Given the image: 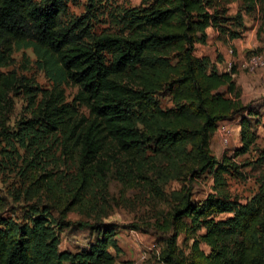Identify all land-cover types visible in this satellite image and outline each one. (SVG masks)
Instances as JSON below:
<instances>
[{
	"label": "trees",
	"instance_id": "trees-1",
	"mask_svg": "<svg viewBox=\"0 0 264 264\" xmlns=\"http://www.w3.org/2000/svg\"><path fill=\"white\" fill-rule=\"evenodd\" d=\"M74 1L0 0V136L14 96L23 93L32 105L35 94L30 78L1 68L13 64L15 51L31 49L51 88L41 91L30 116L16 125L32 140L31 132L42 130L39 139L29 143L34 146L44 134L59 135L62 150L76 157L83 177L92 167L107 165L100 158L103 153L111 151L112 158L118 159V154L134 162L131 158L146 150L170 161L187 145L197 170L205 171L216 164L210 139L220 122L241 117V139L249 137V118L243 115L247 106L233 68L219 71L208 56L196 54V45L207 41L208 27L236 35L225 25L230 19L239 23L241 16H225L223 6L236 0H141L119 16L121 27L97 35L91 33L95 0H86L79 15L64 18L68 3ZM240 1L249 8L258 0ZM67 85L75 87L70 101ZM160 95L169 96L173 107L163 110ZM260 195L263 198L255 196L242 206L225 194L209 193L196 204L182 196L169 218L156 222L168 234L159 262L264 264V194ZM68 209H60L53 221L33 212L29 224L3 220L0 212V264H115L109 250L117 249L115 228L100 221L81 223L92 229L95 239L87 250L60 247L64 227L74 224L64 218ZM231 211L234 215L224 221L210 219ZM185 217L206 221L205 233L194 240L188 255L177 245ZM199 240L209 247L207 252L198 248Z\"/></svg>",
	"mask_w": 264,
	"mask_h": 264
},
{
	"label": "rangeland",
	"instance_id": "rangeland-1",
	"mask_svg": "<svg viewBox=\"0 0 264 264\" xmlns=\"http://www.w3.org/2000/svg\"><path fill=\"white\" fill-rule=\"evenodd\" d=\"M140 1L95 0L97 16L91 33L117 30L121 27L119 16L127 8L138 6ZM85 5L86 0L69 2L64 18L79 15ZM223 6L225 16H241L239 23L230 19L225 25L226 30L236 35L231 36L228 31L222 34L211 27L206 43L196 45V54L208 56L219 71L233 68L232 77L240 89L243 105L247 106L243 115L249 118V137L246 134L245 140L241 139V117L220 122L210 139V152L216 164L205 171L197 170L192 149L187 145L170 161L165 156H152L146 150L131 158L134 162L118 154L115 155L118 159L112 158L111 151L103 153L100 158L107 165L104 162L105 167H92L83 177L78 172L76 157L62 150L59 135L44 134L34 146L29 143H35L42 130L31 132L32 140L27 131L16 125L17 120L30 116L41 91L51 88V81L34 63L31 49L15 51L13 64L1 71L15 69L30 78L35 94L32 105L23 93L14 96L5 134L0 136L2 219L29 224L33 212H39L53 221L59 218L60 209L68 205L64 218L74 224L64 227L61 248L73 252L87 250L95 239L92 229L81 223L91 225L100 221L115 228L113 239L117 249H109L115 254V264H162L158 255L168 234L157 228L156 222L168 219L182 196L188 195L196 204L209 193L225 194L238 206L249 204L255 196L263 198L260 194H264V67L247 71L242 63L251 52L264 51V0L249 8L240 0L228 1ZM225 53H228L226 62ZM64 89L66 100L70 101L75 87L67 85ZM157 100L163 110L173 107L167 95H160ZM79 108L86 111L82 106ZM233 215V211L216 213L210 219L224 221ZM183 220L177 245L182 254L188 255L194 240L205 233L206 221L198 218L193 222L186 217ZM198 248L209 250L201 240Z\"/></svg>",
	"mask_w": 264,
	"mask_h": 264
},
{
	"label": "built area",
	"instance_id": "built-area-1",
	"mask_svg": "<svg viewBox=\"0 0 264 264\" xmlns=\"http://www.w3.org/2000/svg\"><path fill=\"white\" fill-rule=\"evenodd\" d=\"M244 70L253 71L259 68L264 67V51L260 52H251L242 63ZM229 71V70H228ZM222 130L225 129V126H220Z\"/></svg>",
	"mask_w": 264,
	"mask_h": 264
},
{
	"label": "crops",
	"instance_id": "crops-1",
	"mask_svg": "<svg viewBox=\"0 0 264 264\" xmlns=\"http://www.w3.org/2000/svg\"><path fill=\"white\" fill-rule=\"evenodd\" d=\"M210 29H211V27H208L207 30H206V32H207L208 35H209V31H210ZM232 41H233V40H232ZM235 41H236V40H234L233 43H234ZM224 58H225L224 60H225V62H226V61L228 60V53H227V54L225 53V57H224Z\"/></svg>",
	"mask_w": 264,
	"mask_h": 264
}]
</instances>
